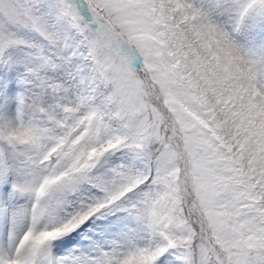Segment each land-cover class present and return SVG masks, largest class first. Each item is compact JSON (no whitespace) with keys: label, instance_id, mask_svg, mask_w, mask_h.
<instances>
[{"label":"snow or ice","instance_id":"1","mask_svg":"<svg viewBox=\"0 0 264 264\" xmlns=\"http://www.w3.org/2000/svg\"><path fill=\"white\" fill-rule=\"evenodd\" d=\"M0 264H264V0H0Z\"/></svg>","mask_w":264,"mask_h":264}]
</instances>
